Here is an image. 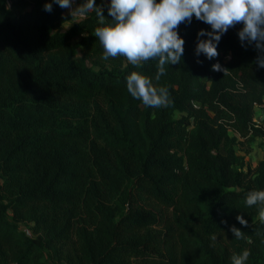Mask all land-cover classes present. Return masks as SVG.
Segmentation results:
<instances>
[{"label":"trees","instance_id":"1","mask_svg":"<svg viewBox=\"0 0 264 264\" xmlns=\"http://www.w3.org/2000/svg\"><path fill=\"white\" fill-rule=\"evenodd\" d=\"M47 2L0 0V264H232L243 250L264 264L262 206H246L264 190V150L250 171L237 148L264 141V68L242 25L218 44L224 74L194 54L210 26L181 24L182 61L156 82V60L102 58L94 11L62 30L70 13ZM133 71L172 103L133 98Z\"/></svg>","mask_w":264,"mask_h":264},{"label":"clouds","instance_id":"2","mask_svg":"<svg viewBox=\"0 0 264 264\" xmlns=\"http://www.w3.org/2000/svg\"><path fill=\"white\" fill-rule=\"evenodd\" d=\"M74 0H50L44 10L51 12L53 3L61 8L72 9ZM95 12L103 25L95 29V37L103 47V59L123 57L128 64L139 68L156 60L158 71L154 80L159 82L166 75L167 67L180 64L184 54L185 40L179 35L181 24H191L193 17L210 26L211 30L200 29L194 50L198 58L203 54L208 60L219 56L218 44L229 29L242 25L237 35L241 46L253 45L259 53L255 63L264 68V0H110L107 5L108 20L104 7L95 0H85L70 15L86 18ZM110 21V23H105ZM207 37V39H201ZM197 63H202L197 59ZM213 71H229L217 62ZM126 88L131 96L151 108L168 107L171 97L166 87H160L153 78L137 71L126 77ZM261 205L260 216L264 219V190L251 191L246 197V206ZM236 220L247 227L242 215ZM226 223V221H222ZM236 239L244 232L234 225L230 227ZM215 239V237H213ZM249 250L231 257L232 264H247Z\"/></svg>","mask_w":264,"mask_h":264},{"label":"rangeland","instance_id":"3","mask_svg":"<svg viewBox=\"0 0 264 264\" xmlns=\"http://www.w3.org/2000/svg\"><path fill=\"white\" fill-rule=\"evenodd\" d=\"M104 4L108 5L110 3V0H101ZM85 0H76L74 1V4H72V9L76 8L80 4L84 3ZM72 9H68V13L72 11ZM82 18L80 16H71L69 17V20L67 23L63 26L62 30L67 29L69 26L74 24L75 22L80 21ZM221 59L222 63H227L228 60L230 59V55L228 54H222L219 53V56L216 59H213L215 63ZM127 62V61H126ZM259 113V111H258ZM233 134V133H232ZM239 142H241L237 148H238V153L244 156V161L246 164V168H248L250 171H253L257 162L260 160L263 154L264 150V141L261 139L255 138L250 142H247L246 140L240 138ZM23 229H27L22 227ZM28 234H30V231L27 230Z\"/></svg>","mask_w":264,"mask_h":264},{"label":"built area","instance_id":"4","mask_svg":"<svg viewBox=\"0 0 264 264\" xmlns=\"http://www.w3.org/2000/svg\"><path fill=\"white\" fill-rule=\"evenodd\" d=\"M263 109H264L263 105H255L256 114H255V117L253 119L252 125H254V127H256V128H260V129L264 130V124L260 121V118L264 112ZM258 111H259V113H258ZM27 234H28V232H27Z\"/></svg>","mask_w":264,"mask_h":264},{"label":"water","instance_id":"5","mask_svg":"<svg viewBox=\"0 0 264 264\" xmlns=\"http://www.w3.org/2000/svg\"><path fill=\"white\" fill-rule=\"evenodd\" d=\"M260 121H261V122L264 121V112H263V114H262V116H261V118H260Z\"/></svg>","mask_w":264,"mask_h":264},{"label":"crops","instance_id":"6","mask_svg":"<svg viewBox=\"0 0 264 264\" xmlns=\"http://www.w3.org/2000/svg\"><path fill=\"white\" fill-rule=\"evenodd\" d=\"M74 1H76V0H74ZM73 4H74V2H73Z\"/></svg>","mask_w":264,"mask_h":264}]
</instances>
